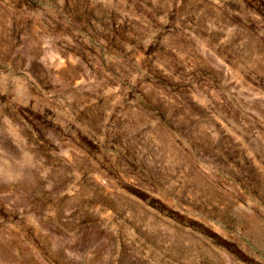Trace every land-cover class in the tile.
<instances>
[{"label": "rangeland", "instance_id": "obj_1", "mask_svg": "<svg viewBox=\"0 0 264 264\" xmlns=\"http://www.w3.org/2000/svg\"><path fill=\"white\" fill-rule=\"evenodd\" d=\"M0 264H264V0H0Z\"/></svg>", "mask_w": 264, "mask_h": 264}]
</instances>
